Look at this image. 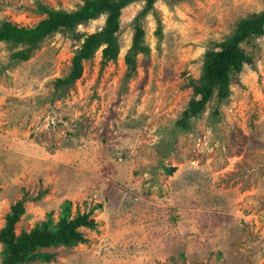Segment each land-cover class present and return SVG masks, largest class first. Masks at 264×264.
<instances>
[{
    "label": "rangeland",
    "instance_id": "rangeland-1",
    "mask_svg": "<svg viewBox=\"0 0 264 264\" xmlns=\"http://www.w3.org/2000/svg\"><path fill=\"white\" fill-rule=\"evenodd\" d=\"M82 3L0 0V22L32 27L45 17L38 4L71 11ZM142 8L122 9L115 60L102 66L98 49L81 77L58 89L76 39L56 32L26 61L11 60L19 46L0 42V229L23 196L16 233L48 213L56 222L69 201L72 215L91 210L95 228H80L83 243L42 249L54 254L48 262L27 264H264V34L241 44L250 60L229 95L211 97L189 130L175 125L205 50L264 0H156V15L140 20L149 53L136 55L128 76L124 55Z\"/></svg>",
    "mask_w": 264,
    "mask_h": 264
},
{
    "label": "trees",
    "instance_id": "trees-1",
    "mask_svg": "<svg viewBox=\"0 0 264 264\" xmlns=\"http://www.w3.org/2000/svg\"><path fill=\"white\" fill-rule=\"evenodd\" d=\"M83 3L75 10L54 9L44 4H38L37 9L45 17L32 27L19 26L14 22L3 20L0 22V42H8L19 48L10 54L11 60L26 61L33 51L40 46L44 38L56 33L69 34L78 42L68 73L54 80V88L69 86L79 79L83 72V61L94 56L101 49V65L115 60L120 52V44L116 34L120 29V15L124 7L132 2L142 1L143 8L134 17V32L131 46L124 55L127 75L131 76L135 70V57L138 53L148 54L149 48L144 43V29L140 20L147 14L154 12L156 0H82ZM105 15L103 25L90 33H80L76 30L80 24ZM157 29L161 33L160 18L155 16ZM264 34V10L252 13L240 19L233 32L222 41L215 43L216 47L206 49L203 54L201 74L198 79L191 80L192 97L189 99L180 118L175 122L178 128L189 130L192 118L201 114L207 101L216 97L218 103L223 101L230 92L229 85L232 75L240 72L245 62L250 60L243 42L251 37ZM217 112V111H215ZM171 173L175 167L166 168ZM23 196L10 206L4 217V225L0 229L2 244L1 264H27L36 260L48 262L54 254L42 251L44 248L65 246L71 247L86 241L81 227L94 229L96 223L91 218V210L80 212L76 209L71 213V203L65 201L56 222L51 214H47L45 221L36 224L28 231L15 232V224L25 212Z\"/></svg>",
    "mask_w": 264,
    "mask_h": 264
}]
</instances>
